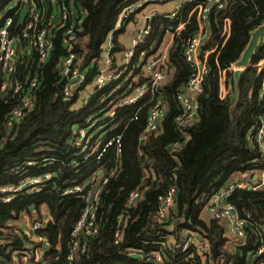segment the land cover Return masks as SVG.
I'll return each instance as SVG.
<instances>
[{
    "label": "trees",
    "instance_id": "trees-1",
    "mask_svg": "<svg viewBox=\"0 0 264 264\" xmlns=\"http://www.w3.org/2000/svg\"><path fill=\"white\" fill-rule=\"evenodd\" d=\"M66 1L85 10L80 35L87 41L84 45L82 41L76 45L75 52L83 60L82 66L91 63L92 67L80 91L65 101V82H60L57 75L58 59L64 50L62 36L57 33L54 50L46 62L40 63L35 52L19 58L15 77L20 82H28L38 75L35 77L37 86L32 108L9 130L5 121L16 100L10 96L0 97V187L46 173L52 175L49 181L40 185L41 190L37 193L14 194L10 202L0 199V264L11 263L5 250L8 241L23 242L19 235L10 233L12 224L23 214L39 217L42 208H45L49 220L40 232L59 248L48 251L46 258L52 264H65L66 242L85 199L76 194L63 195V192L98 178V171L102 172L99 181L107 178L98 195L99 230L89 240L86 251L75 257L73 264H185L186 259L192 264H249L252 244L230 253L228 244L231 238L226 235L223 224L213 217L204 219L202 213L218 188L264 168L259 149L248 136L249 129L263 112V105L257 100L260 76L255 68H246L240 73L235 87L233 72L229 69L240 59L252 31L264 24V0H221L225 2L222 9L215 5L210 7L206 23L208 38L201 47L204 51H211L207 57L209 70L203 92L197 97L198 119L189 127H181L175 122L181 113L176 96L184 89L191 74L182 52L185 38L198 31L195 14L175 35L167 51L165 82L140 103L118 106L121 98L147 81L142 65L149 58L150 61L158 58L165 35L177 22L163 17L152 19V29L145 43L134 49L124 69L114 63L113 53L121 50L117 40L125 25L117 30L114 27L121 9L137 0ZM11 2L0 0V11H6L4 9ZM193 5L182 9V18L186 19ZM225 19L230 22L229 33L222 37ZM111 32L113 61L110 69L114 74L122 75L100 89L93 88L82 106L76 108L74 105L80 93L93 84L102 67L104 42ZM260 50H257L253 62L259 59ZM224 71L226 79L233 84L235 98L232 91L224 100L219 97V78ZM128 75L130 79L123 82V77ZM160 100L166 104L164 116L157 131L146 133L148 112ZM138 106L137 119L130 121ZM112 109L115 112L114 128L108 133L107 129L104 138L92 135L89 147L98 146L101 150L104 142L115 135L120 136V147L109 146L99 161L95 153L82 159L79 156L81 147L73 142L79 136L78 130L93 117L103 121L100 115ZM91 132L88 129V133ZM141 135L145 139L140 140ZM186 135L188 139L185 141ZM175 143L177 149L173 148ZM75 160L79 164L71 165ZM28 161L35 162V165H26ZM17 170L20 171L14 173ZM170 186L176 188L175 205L168 217L158 222L155 219L158 197ZM135 188L141 190L142 197L133 207L127 208V198ZM228 201L241 217H250L256 223L264 224V189H237ZM120 215H124L127 221L122 241L115 245L113 235ZM189 231L206 239L209 247L206 260L200 259L194 246L183 250L184 235ZM169 236L174 238V243L163 247L161 243ZM130 248L139 250L141 258L125 255L124 251ZM152 252H160V262L147 255ZM55 256L59 257L57 261H53Z\"/></svg>",
    "mask_w": 264,
    "mask_h": 264
},
{
    "label": "built area",
    "instance_id": "built-area-1",
    "mask_svg": "<svg viewBox=\"0 0 264 264\" xmlns=\"http://www.w3.org/2000/svg\"><path fill=\"white\" fill-rule=\"evenodd\" d=\"M172 0H145L143 3L127 4L125 5L117 18L114 30L122 27L127 19L136 13V11L145 3H166ZM199 1L205 0H177L175 8L165 18L168 20H177L180 17L182 9L190 4H197ZM217 9H222L225 2L221 0H209ZM11 7L7 6L0 11V97L10 96L12 100H16V105L13 106L8 113L5 127L7 130L12 129L24 115L32 108L34 104L35 92L37 86V77H33L28 82H20L15 77L16 67L19 58L24 56H31L36 53L37 60L40 63L46 62L53 50L54 39L57 33L62 36L61 43L63 53L58 59L57 75L59 81L65 82L63 86L64 99L67 101L73 97L74 93L79 92L81 86L87 80L88 74L92 67L91 63L82 66V59L78 58L75 52V46L82 41L81 32L82 25L85 18V10L72 2L66 0H12ZM209 5L201 3L198 5V19L200 23L204 22L207 25V15L210 10ZM144 27L132 39V47L125 53V61L121 65L124 69L128 65L130 59L134 54V49L145 43L148 35L151 32L150 17L144 21ZM185 23L179 24L172 34L177 35L179 29ZM230 22L228 19L224 20L223 30L221 36H228ZM112 32L107 36L103 51V66L98 70L93 81V88L100 89L110 82L120 77L122 74H114L110 67L112 65ZM208 37L205 31H200L194 35L188 36L183 42V58L191 69V74L186 81L184 89L177 93L176 99L181 109V113L176 118L175 122L181 127H189L193 125L198 119L199 104L197 97L203 92L205 76L208 73L207 57L211 51L202 50V45ZM260 54L256 62L251 61L248 68H255L257 76H260V85L257 91V100L263 105V112L258 117L256 124L249 129L248 136L252 139L259 149L260 157L264 160V39L259 44ZM167 51L152 60L146 61L142 65V71L147 81L139 86L133 88L131 94L121 98L118 106L136 105L140 103L148 93L156 90L158 85H162L167 78ZM230 70L232 67L229 68ZM35 70V69H33ZM32 70V71H33ZM232 71V70H231ZM36 73V72H35ZM129 75L123 77V82L129 80ZM149 83V84H148ZM232 91V84L225 77V71L221 73L219 78V97L226 99L230 96ZM233 96V95H232ZM251 97V92L248 98ZM88 97L83 98L85 102ZM111 105V103L109 104ZM116 105V106H117ZM139 106L135 111L130 121L137 119V112ZM166 104L163 100L157 102L153 106L146 117V133L157 131L161 119L164 116ZM102 120L93 117L88 124L82 129L78 130L79 136L74 139L75 145L81 147L79 156L86 159L90 154L96 155V160L105 153L106 149L113 144L120 147V136L115 135L113 138L104 142L101 150L97 147H89L92 135L104 138L106 134L114 128L115 112L108 111L105 115L101 114ZM95 119V120H93ZM88 129L93 131L90 134ZM109 129L106 133V130ZM105 131L104 134H101ZM188 136H185V141ZM140 140L145 139L141 135ZM173 148L177 149L178 145L173 144ZM120 152V150H117ZM76 160L71 165H77ZM26 165H35V162L28 161ZM20 170L15 171L18 173ZM251 175L244 180L232 181L229 184L218 188L211 196L206 210L207 212L222 223L226 235L230 236L231 241L228 244V251L230 253L236 252L238 249L252 244L253 252L250 256L249 264H264V224L256 223L250 217H241L237 209L228 201V197L237 189L254 191L264 189V168L250 173ZM98 178L90 179L81 186L69 188L63 192V195L72 194L84 197L85 204L80 212L79 218L75 222L69 240L66 242V263L73 264L75 257L86 251L89 240L94 237L99 230L97 223V204L100 187L106 183L107 178L99 181ZM52 175L46 173L39 177H30L22 179L17 184H9L0 187V199L4 202H10L14 194L21 192H39L40 185H44L51 179ZM254 177V180H252ZM100 184V186H98ZM142 197V192L139 188H135L129 193L127 198V208L133 207L137 201ZM176 200V188L170 186L165 193L158 197V209L155 219L158 222L163 221L169 215V211L173 209ZM48 217L41 213L39 217L29 214H23L19 220L12 224L11 232L14 235H19L23 242H7L6 254H9L10 264H52V261L46 259L48 251L58 250V246L51 243L50 239L40 231L44 229L48 223ZM127 218L120 215L119 222L116 226V231L113 235V242L118 245L122 241L123 228ZM252 236V239L250 238ZM164 240L161 245L169 246L174 243L172 236ZM173 240V241H172ZM3 243V242H2ZM190 246L196 248V252L201 257L202 261L206 260L209 255V247L206 239L201 237L196 232H185L183 239V250ZM139 250L130 248L124 251V254L129 257L141 258ZM153 257L155 261H161L160 252H152L147 254ZM58 256H55L53 261H57ZM185 264H192L188 259Z\"/></svg>",
    "mask_w": 264,
    "mask_h": 264
},
{
    "label": "crops",
    "instance_id": "crops-1",
    "mask_svg": "<svg viewBox=\"0 0 264 264\" xmlns=\"http://www.w3.org/2000/svg\"><path fill=\"white\" fill-rule=\"evenodd\" d=\"M144 1L145 0H140V1L137 0L136 3H132V4L143 3ZM176 2H177V0H172V1H169L167 3H161V4L145 3V4H143V6L141 8H139L136 11L135 14L130 16V17H132V19L129 22L125 21V23H124L125 30L118 36V40H117L119 46L121 47V50L115 51L113 53L114 63L117 66H121L124 63V61H125V53L130 49V46H131V43H132V39L144 27L145 19L147 17H150V23H151V29H152V19H154L155 17H160V18L163 17V18H165V16H167L170 12L173 11V9L175 8ZM201 3H204L205 5L212 6V2H210L209 0L199 1V3L194 4L193 7L190 9L186 19L182 18V11H181L180 12L181 13L180 17L176 20L177 25L174 26V29L181 23H185V25H186L188 23L189 19L191 18V16H193V14H195L197 27H198L197 33L200 32V31H205L206 36L208 37L207 25L205 26L204 22L200 23V21L198 19V16H199L198 15V5H200ZM130 17L128 19H130ZM169 21H174V20H169ZM185 25L179 29L178 33L185 28ZM172 32L173 31L171 30V32H167V34L165 35V37L163 39V42H162V45H161V48H160V50L158 52L159 53L158 57H160L163 54L164 51H168L170 46L173 44V41H174L173 39H174L175 35L173 36ZM257 50H256V52H257ZM150 60L151 59L149 58L147 61H150ZM251 61H253V59ZM100 62H101V66H103V57L101 58ZM231 67H232V69H231L232 72L235 71L236 68L234 67V64ZM87 87L91 88L90 93H89L91 95L92 94V90H93L92 84L88 85ZM86 88H84V90ZM232 92H233V84H232ZM89 94L87 95V97H89ZM233 98H235L234 92H233ZM78 99H80V98H78ZM76 103H77V108H80V106H82L81 104H79V102H76ZM250 175H251L250 173L246 174V176H243V178L236 179L234 181L244 180L247 177H249ZM252 180H254V177H252ZM41 213H44L45 215H47V212H46L45 208H42ZM47 217H48V215H47ZM202 217L204 219H208V218L211 217V215L207 212L206 208H205V210L202 213ZM173 240H174V238H173Z\"/></svg>",
    "mask_w": 264,
    "mask_h": 264
},
{
    "label": "water",
    "instance_id": "water-1",
    "mask_svg": "<svg viewBox=\"0 0 264 264\" xmlns=\"http://www.w3.org/2000/svg\"><path fill=\"white\" fill-rule=\"evenodd\" d=\"M263 39H264V24L260 25L259 27L255 28L252 31L247 47L242 53L240 59L234 63V67L236 68L235 71H233V79L235 82V87L237 86V83L239 81L241 71L249 67L250 62L254 58L256 54V50L258 49V46ZM64 100L67 101V99ZM100 174L101 171H98V175Z\"/></svg>",
    "mask_w": 264,
    "mask_h": 264
},
{
    "label": "rangeland",
    "instance_id": "rangeland-1",
    "mask_svg": "<svg viewBox=\"0 0 264 264\" xmlns=\"http://www.w3.org/2000/svg\"><path fill=\"white\" fill-rule=\"evenodd\" d=\"M167 3V2H166ZM156 4H161V3H156ZM11 5H12V3L9 5V7H11ZM86 41H87V39L86 38H83V40H82V45H84L85 43H86ZM132 47V43H131V46H130V48ZM93 86V85H92ZM90 90H91V88L90 87H87L84 91H82L81 93H80V95H79V98L80 99H78V101L77 102H79V104H81V100L86 96L87 97V95L90 93ZM74 107H76L77 108V103L74 105ZM32 216H35V217H37L36 215H32Z\"/></svg>",
    "mask_w": 264,
    "mask_h": 264
}]
</instances>
